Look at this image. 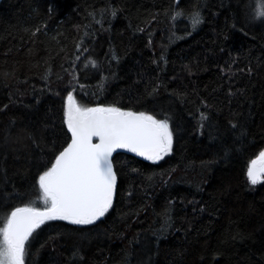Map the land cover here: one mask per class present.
Listing matches in <instances>:
<instances>
[{"label": "trees", "instance_id": "1", "mask_svg": "<svg viewBox=\"0 0 264 264\" xmlns=\"http://www.w3.org/2000/svg\"><path fill=\"white\" fill-rule=\"evenodd\" d=\"M264 0H3L0 228L41 207L69 144L67 97L167 118L157 162L117 154V196L90 225L46 221L24 264H264ZM199 13L202 23H193ZM2 239V235H0Z\"/></svg>", "mask_w": 264, "mask_h": 264}, {"label": "snow or ice", "instance_id": "2", "mask_svg": "<svg viewBox=\"0 0 264 264\" xmlns=\"http://www.w3.org/2000/svg\"><path fill=\"white\" fill-rule=\"evenodd\" d=\"M257 15L264 16V6ZM193 23H202L199 13ZM66 113L71 143L56 157L50 169L39 176L43 191L42 210L17 207L0 228V264H24L25 244L46 221L63 220L90 225L112 207L116 187L112 154L128 149L157 162L172 150V131L167 118L116 107L81 108L71 93ZM98 143H93V138ZM259 165V167H257ZM251 184L264 182V151L247 170Z\"/></svg>", "mask_w": 264, "mask_h": 264}, {"label": "water", "instance_id": "3", "mask_svg": "<svg viewBox=\"0 0 264 264\" xmlns=\"http://www.w3.org/2000/svg\"><path fill=\"white\" fill-rule=\"evenodd\" d=\"M2 1L3 0H0V4L2 3ZM67 110H68V105H67ZM123 111V110H122ZM68 131H69V129H68ZM69 134H70V137H71V132L69 131ZM99 141H98V138H93V143H98ZM71 143V139H70V142H69V144ZM68 146V145H67ZM66 146V147H67ZM65 147V148H66ZM120 153H123V154H128V155H131V156H134V157H136V158H138V159H140V160H143V161H150V160H148V159H146L145 157H142V156H139V155H137L136 153H134V152H131V151H129L128 149H124V148H121V149H117L115 152H113V154H112V157H111V160H112V164H113V170H114V172H115V174H116V177H117V180H116V187H115V192H114V196H113V200L116 198V196H117V188H118V176H117V173H116V170H115V166H114V158H115V156L117 155V154H120ZM42 210V209H41Z\"/></svg>", "mask_w": 264, "mask_h": 264}, {"label": "rangeland", "instance_id": "4", "mask_svg": "<svg viewBox=\"0 0 264 264\" xmlns=\"http://www.w3.org/2000/svg\"><path fill=\"white\" fill-rule=\"evenodd\" d=\"M256 159H258V157L256 158ZM255 159V160H256ZM250 167V166H249ZM257 167H259V165H257ZM247 179H248V177H247ZM248 181H249V179H248ZM249 183H250V181H249ZM262 183H264V182H261V183H258V184H256V185H253V184H251L250 183V186L253 188V189H256L259 185H261ZM45 207L46 205L44 204V201H42V203H41V207ZM0 241H2V239H0Z\"/></svg>", "mask_w": 264, "mask_h": 264}, {"label": "bare ground", "instance_id": "5", "mask_svg": "<svg viewBox=\"0 0 264 264\" xmlns=\"http://www.w3.org/2000/svg\"><path fill=\"white\" fill-rule=\"evenodd\" d=\"M251 165V164H250Z\"/></svg>", "mask_w": 264, "mask_h": 264}]
</instances>
